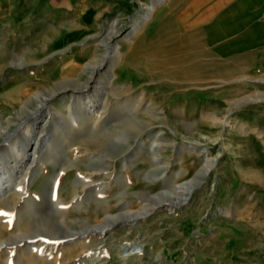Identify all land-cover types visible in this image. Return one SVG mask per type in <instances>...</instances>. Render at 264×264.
Segmentation results:
<instances>
[{"label":"rangeland","instance_id":"rangeland-1","mask_svg":"<svg viewBox=\"0 0 264 264\" xmlns=\"http://www.w3.org/2000/svg\"><path fill=\"white\" fill-rule=\"evenodd\" d=\"M147 7L107 15L70 65L68 41L22 30L27 8L0 20L4 166L45 123L21 194L0 199V264H244L264 249V76L145 53L130 34ZM78 107L96 123L66 135Z\"/></svg>","mask_w":264,"mask_h":264},{"label":"crops","instance_id":"crops-1","mask_svg":"<svg viewBox=\"0 0 264 264\" xmlns=\"http://www.w3.org/2000/svg\"><path fill=\"white\" fill-rule=\"evenodd\" d=\"M151 4L153 10L142 23ZM18 7L29 10L22 30L31 38L36 29L41 31L43 47L68 41L60 51L70 56L68 65L84 56L96 40L91 33L102 30L109 17L118 23L141 10L137 26L143 30L145 53L201 56L206 62H220L229 77L239 80L264 76V0H0V20H12ZM76 38L80 42L75 43ZM75 44L78 48L71 51ZM263 252L258 248L255 260L244 264H264Z\"/></svg>","mask_w":264,"mask_h":264},{"label":"bare ground","instance_id":"bare-ground-1","mask_svg":"<svg viewBox=\"0 0 264 264\" xmlns=\"http://www.w3.org/2000/svg\"><path fill=\"white\" fill-rule=\"evenodd\" d=\"M153 7H154L153 4L147 7V12L144 15L145 20L151 14ZM137 29L138 28H134L132 30L130 37L135 35ZM118 58H119V54H118ZM109 78H111V75H109ZM106 89H109L108 85L106 86ZM92 115H93V113H91V112L87 113L86 112L85 107H78L76 109V118H73L70 121V123H68L67 125L64 126V128L65 127L67 128V130H66L67 132L65 134L68 135V133H70L72 123L78 128V131H82L84 129V127L94 126V124L96 123V120H97V116H92ZM65 118L66 117L62 114H60L58 116V119L60 122H65ZM44 124L45 123H43L40 126L39 130H37V131H33V128H31L29 125H26L25 127H23V129L21 131L25 146L32 145V147H31L32 151L30 153L19 151L17 141H13L11 139L9 141V149H10L11 155H12L13 159L20 157V156H21V159H19L17 161L14 160L13 165L10 166L9 168H7L6 166H4V164H6V163L3 160V156H0V199H3L5 197L7 198V196H9V194H12V193H14V195L15 194L16 195L21 194V191L18 190V188H16V186H18V184L24 179V177L27 174L28 169H30V166L33 164L34 159L36 158L37 151H38V144H37L38 138L42 134L41 128L44 126ZM72 127H74V126H72ZM46 153H48V152H46ZM43 157H45V156H43ZM45 159L51 160V158L48 156H46ZM106 227H107V225H103V227H101L100 225H99V227L98 226H92L88 230L91 232L97 231V229L101 231V230H105ZM137 251H138V249L135 247L130 248L128 250L126 249L123 252V255H128L129 253L133 254V253H136ZM96 257L98 258V255H96ZM8 260H10V259H8Z\"/></svg>","mask_w":264,"mask_h":264}]
</instances>
